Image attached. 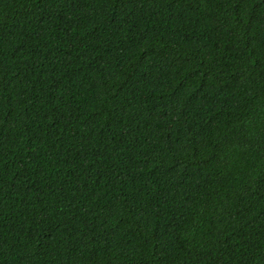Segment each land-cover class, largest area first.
Segmentation results:
<instances>
[{
	"label": "trees",
	"instance_id": "trees-1",
	"mask_svg": "<svg viewBox=\"0 0 264 264\" xmlns=\"http://www.w3.org/2000/svg\"><path fill=\"white\" fill-rule=\"evenodd\" d=\"M0 264H264V0H0Z\"/></svg>",
	"mask_w": 264,
	"mask_h": 264
}]
</instances>
